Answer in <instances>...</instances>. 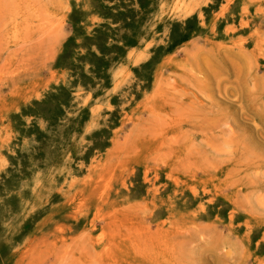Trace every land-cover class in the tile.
I'll list each match as a JSON object with an SVG mask.
<instances>
[{"label":"rangeland","instance_id":"obj_1","mask_svg":"<svg viewBox=\"0 0 264 264\" xmlns=\"http://www.w3.org/2000/svg\"><path fill=\"white\" fill-rule=\"evenodd\" d=\"M0 264H264V0H0Z\"/></svg>","mask_w":264,"mask_h":264},{"label":"bare ground","instance_id":"obj_2","mask_svg":"<svg viewBox=\"0 0 264 264\" xmlns=\"http://www.w3.org/2000/svg\"><path fill=\"white\" fill-rule=\"evenodd\" d=\"M238 64V63H237ZM183 116V115H182ZM190 119V118H189ZM236 141V140H235ZM251 149V148H250Z\"/></svg>","mask_w":264,"mask_h":264}]
</instances>
